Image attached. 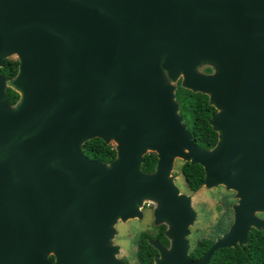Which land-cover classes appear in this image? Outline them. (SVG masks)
I'll list each match as a JSON object with an SVG mask.
<instances>
[{"label": "water", "instance_id": "95a60500", "mask_svg": "<svg viewBox=\"0 0 264 264\" xmlns=\"http://www.w3.org/2000/svg\"><path fill=\"white\" fill-rule=\"evenodd\" d=\"M14 55L17 74L0 75V264H124L115 225L148 201L170 241L150 239L151 264H208L264 230V0H0V67ZM179 81L217 109L213 148L185 124ZM93 138L115 142L116 158L87 155ZM177 158L204 167L202 186L239 197L200 260Z\"/></svg>", "mask_w": 264, "mask_h": 264}, {"label": "trees", "instance_id": "16d2710c", "mask_svg": "<svg viewBox=\"0 0 264 264\" xmlns=\"http://www.w3.org/2000/svg\"><path fill=\"white\" fill-rule=\"evenodd\" d=\"M19 69V61L16 58H9L6 64L1 68V72L9 79L14 77ZM205 72H212L211 67L205 68ZM176 97L180 103V113L185 124L191 130L193 138L199 146L203 148H213L219 138L216 132L210 125L209 120L217 109L209 103V96L201 92H194L190 89L182 87L181 81L177 84ZM7 98L10 103L15 104L20 94L12 88L7 90ZM84 151L92 159L109 163L116 158V147L114 144H108L101 138H93L88 140L83 145ZM158 156L155 152H150L145 155L143 170L153 172L156 169ZM182 173L187 182L188 188L197 192L201 189L205 179V170L201 164H192L185 161L182 165ZM166 225L160 226L158 234H152L149 231H144L139 236L138 242V264H151L154 257L159 254L158 250L150 243V239H158L166 246L170 241L165 236ZM212 243V242H211ZM210 243L201 245L203 251L209 249ZM192 258L197 256L196 248L190 251ZM214 260L220 264H264V237L260 235V231L254 230L250 234V239L247 245L238 248L220 249L214 254ZM54 260V256H51Z\"/></svg>", "mask_w": 264, "mask_h": 264}, {"label": "rangeland", "instance_id": "374dc122", "mask_svg": "<svg viewBox=\"0 0 264 264\" xmlns=\"http://www.w3.org/2000/svg\"><path fill=\"white\" fill-rule=\"evenodd\" d=\"M11 58L17 59V56L14 55ZM207 67H209V65L201 66L200 71L204 72ZM112 144L116 146L115 142H112ZM184 162L185 160L181 158H177L175 161L172 172L176 175L175 182L179 186L181 192L192 195L194 207L201 205V208L199 206L197 207L198 210H196L199 215L202 214L204 217V220L197 219L194 225L191 226V234L189 236L191 241V251L199 239L206 236H218L226 230L229 223L221 220V218L225 216V213L223 211L212 210L217 206L216 204L219 199L211 198V194L215 193L219 196L223 192H232L234 190L227 189L224 185H219L211 188L202 186L197 192L191 191L188 188L187 182L182 173V165ZM147 203H149V205ZM147 203L142 208V218H131L125 222L120 220L115 225L117 232L113 238V243L120 247L118 257L124 260V264H138L137 251L140 234L144 231H154L155 228L160 226L156 223L154 216V210L157 204L153 201H148ZM225 206L227 205H220L219 207L222 208ZM208 211L209 214L206 213Z\"/></svg>", "mask_w": 264, "mask_h": 264}, {"label": "flooded vegetation", "instance_id": "af4514ba", "mask_svg": "<svg viewBox=\"0 0 264 264\" xmlns=\"http://www.w3.org/2000/svg\"><path fill=\"white\" fill-rule=\"evenodd\" d=\"M1 68H3V67H0V75H2V76H4L6 79H8L2 72H1ZM10 79V78H9ZM7 90H8V88H7ZM236 195H237V192L236 191H232V192H223V193H221L219 196H217V194H215V193H212L211 194V198H213V199H219V201H218V203L216 204L217 206H215L212 210H216V211H223L224 213H225V216H223L222 218H221V220L222 221H225L226 223H229V225H228V227L226 228V230H224L220 235H218V236H206V237H203V238H201V239H199L198 240V242L195 244V246L193 247V248H196V250H197V256L196 257H194L193 259L194 260H200L205 254H206V252L213 246V244L215 243V241L218 239V238H220L225 232H227L229 229H230V227H231V225L234 223V221H235V219H236V212H235V205L238 203V201H239V197H236ZM224 206V205H227V206H225V207H222V208H220L219 206ZM231 205V206H230ZM200 206V208H201V205H198L197 207H199ZM197 207H194V209L196 210L197 209ZM198 210V209H197ZM196 210V211H197ZM207 214H209V211L208 212H206ZM257 216L260 218V219H262V220H264V211H260V212H257ZM197 219H201V220H204V217L202 216V214H200L199 215V213H198V218ZM218 219V218H217ZM161 226V225H160ZM160 226L159 227H157V228H155V230L154 231H151L150 233H152V234H158L159 233V229H160ZM256 228H253L250 232H249V237H248V242H249V239H250V234L255 230ZM256 230H258V229H256ZM166 231V230H165ZM258 231H260V235L262 236V237H264V230L263 229H260V230H258ZM166 236V235H165ZM212 242V243H211ZM247 242V243H248ZM206 243H210L209 245H210V247H209V249L208 250H206V251H203V247L201 246V245H203V244H206ZM247 243H246V245H247ZM165 245V244H164ZM167 246H169V245H167ZM238 247H242L239 243L237 244V246H234V247H224V248H220V249H225V248H238ZM220 249H218V250H220ZM217 250V251H218ZM216 251V252H217ZM215 254V253H214ZM214 254H213V256L211 257V260H210V262L208 263V264H220V263H217V261L216 260H214V258H215V256H214ZM242 264H244V258L242 259Z\"/></svg>", "mask_w": 264, "mask_h": 264}, {"label": "built area", "instance_id": "2783aa9c", "mask_svg": "<svg viewBox=\"0 0 264 264\" xmlns=\"http://www.w3.org/2000/svg\"><path fill=\"white\" fill-rule=\"evenodd\" d=\"M149 205V203H147Z\"/></svg>", "mask_w": 264, "mask_h": 264}]
</instances>
